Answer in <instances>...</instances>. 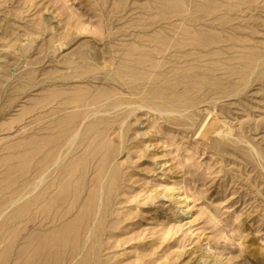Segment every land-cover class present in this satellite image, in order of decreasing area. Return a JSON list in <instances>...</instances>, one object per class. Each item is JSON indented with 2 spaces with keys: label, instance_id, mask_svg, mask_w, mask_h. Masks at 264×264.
<instances>
[{
  "label": "rangeland",
  "instance_id": "1",
  "mask_svg": "<svg viewBox=\"0 0 264 264\" xmlns=\"http://www.w3.org/2000/svg\"><path fill=\"white\" fill-rule=\"evenodd\" d=\"M0 264H264V0H0Z\"/></svg>",
  "mask_w": 264,
  "mask_h": 264
}]
</instances>
